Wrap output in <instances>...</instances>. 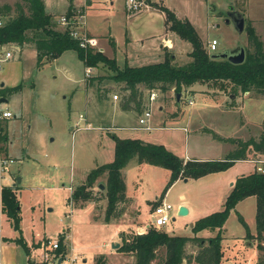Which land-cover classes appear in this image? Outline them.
<instances>
[{
    "label": "rangeland",
    "instance_id": "1",
    "mask_svg": "<svg viewBox=\"0 0 264 264\" xmlns=\"http://www.w3.org/2000/svg\"><path fill=\"white\" fill-rule=\"evenodd\" d=\"M2 1L13 3L15 0ZM228 1L230 0H208L209 16L212 14L209 21L206 19L207 16H203V19L196 17L193 20L199 30V36L204 39L207 45L208 41L215 37L219 42L216 51L233 48L238 43H241L246 49L249 47V43L245 27L248 22L252 24L254 22L256 33L263 41L264 50V0H248L249 4L242 6L245 23L241 32L237 31L233 22L226 23L224 20L227 10L231 8V6H227ZM79 2V0H44V8L45 11L52 14L57 24L58 17L67 12L69 5H78ZM238 3L242 4V1L238 0ZM94 9V13L99 15V18L98 16L90 17L91 22L89 23L94 24L96 32H102L108 28L107 21H104L108 19L111 33H115L117 36L120 35V37L123 35L124 25L120 18L123 14L121 1L119 3L116 0L115 6L111 8L107 0H97ZM204 9L207 10V8ZM143 18L138 19L136 24L144 25L145 20ZM85 20L87 21V17ZM150 22L158 30L164 27V20L160 16L159 18L150 19ZM77 26V29H79V24ZM57 27L61 28L58 25ZM178 40L185 48H191V44L187 40L181 38H178ZM100 44L101 42H98L95 47L97 48ZM176 49L181 50L180 47H173L172 51ZM190 58L189 54L179 52L174 62L185 64ZM14 59H17L15 61L20 64L19 71L24 76L25 89L13 98L11 107L16 117L14 118L13 114L7 120L9 128L3 126L0 128V133L3 136L8 135L9 140L12 141L11 150L16 157L15 160L12 158L14 163L9 167V180L7 182L14 184L10 181L11 175L15 176V180H17V177L21 178V183L16 188V194L20 201L21 217L19 226L22 237L30 239L32 234L38 233L42 238L44 235L46 236L43 239L49 238L58 241L63 229L70 226V232L73 233L81 228L92 234L93 239L88 244L93 251H89L83 258L76 252L79 256L75 264H123L122 261L125 262L126 260L123 258L121 260L118 255H110V253L115 254L116 249H113L109 243L106 245L107 252H110L108 259L104 257L105 254H99L96 251L99 249V247L96 248L97 242L101 243L100 238L104 234L103 229L97 226L105 224L104 215L107 206L104 192L105 176L99 178L93 187L94 197L97 201H89L85 204L91 202V206H94L91 214L81 209L73 210L70 219L66 218L65 214L70 212L69 205L76 206L72 203L67 204L71 194L69 187L72 186L73 190L85 179L91 169L110 161V148H112L110 127L113 128L114 124L118 123L126 124V127L118 128L116 131L119 135L125 134L128 136L132 134V130H135L134 127L129 126H135L138 123V117L144 110L139 114L136 111L120 112V110L114 112V114L110 113V101L114 100L112 94L117 92L119 94L117 101H113L118 107L119 102L126 93L121 89L122 83L109 78L108 75L112 71L102 63L97 66L88 65L92 67V71L90 76H87L85 74L86 66L77 56L75 50L66 51L57 58L43 57L41 61H38L36 51L29 48L24 50L21 57L18 58V55H15ZM156 60L160 59L150 55L147 59L142 58L136 61L147 63ZM4 66L5 64H3ZM3 70L0 69V71ZM91 77L94 79L90 82ZM220 84L212 81L195 83L194 88L197 91L183 90L178 105L176 104L174 89L171 88L165 93L159 92L158 97L150 105L149 123L154 125V128L150 131L139 129L137 130L138 135L142 137L143 132H149V134H143L148 141L164 142L169 150H173L182 156L185 154L186 146L194 150L196 155H204L206 148H209L213 142L220 145V149L217 151L219 155H223L229 150L231 146L229 141H217L211 132L202 131L205 127H210L222 136L242 139L257 138L260 132H264V96L258 94L256 96L253 91H250L248 92L250 95L243 97V95H240L243 92L240 91L237 92V95L233 94L228 82L224 83L225 86ZM222 90L225 96L222 100L216 99L220 98L222 94L220 91ZM84 95L86 103H94L95 119L94 123H90L88 127L86 119L80 118L86 106L83 100ZM98 95L102 98H99ZM188 98L192 99V103H188ZM102 105H108L106 106V112L109 114L104 112ZM180 114H182V118H172ZM3 122L5 125L6 120H3ZM162 125L164 128L158 127ZM182 127H187L188 130L185 131ZM2 153L0 152V155H5ZM24 153H27L28 157L23 156ZM217 153L206 155H217ZM248 154L251 159L253 157L255 159L260 156L264 157V154L259 153ZM134 163L135 161H131L128 165L131 168L128 169L129 172L126 176L127 193L133 197L135 195V199L141 191L151 199L158 194L159 198L151 201L149 205V210H153L160 202V198L163 197L161 192L169 179V173L165 168L158 165H146V169L134 170L132 169L135 167ZM250 164L253 165V163ZM208 180L192 181L187 190L189 196L197 200L200 194H204V189L199 188V186ZM99 182L103 188L97 185ZM180 190H182L181 183L176 184L166 193V200L173 204V212ZM224 196L226 197L225 193L223 194L219 190L211 202H209L210 200L203 201L201 216L221 210L224 204L221 199ZM126 205L127 202H120L119 208ZM238 209L253 229L255 209L252 201H245ZM133 211L134 209L130 208L129 216L133 215ZM129 216H123V218L126 217V222ZM89 218L91 221L100 224L94 226L90 222L91 225H89ZM1 220L0 257L3 259V263L30 264L33 262L34 264L35 261V264H41L40 255L37 254L36 250L29 251V254H27L23 247L14 241L19 233L13 227L12 221H6L4 217ZM181 220H184V218H172L170 222L161 228L166 229L171 234H194L189 225L190 222L187 223ZM150 222H153V218ZM225 227H227V231H225L227 235H238L245 230L238 220V213L233 209L225 221ZM127 229H122L121 233L130 235L138 231L129 226ZM216 232L217 229L208 228L202 229L196 234L208 237V235H213ZM116 240L120 245L122 240L119 237ZM197 249L198 246L190 242L186 244L185 251L186 254H191L195 253ZM162 250L159 253H162ZM239 254H234L226 249L225 264H246L251 254L247 251H241ZM261 254L262 251L258 250L257 256L251 258L253 264H258L257 260ZM68 256H71V254H68ZM84 258L86 259L85 262L82 261ZM28 260H30V263ZM132 262L129 260L126 264ZM154 264L161 263L156 261ZM183 264L188 263L183 260ZM191 264L195 263L191 262Z\"/></svg>",
    "mask_w": 264,
    "mask_h": 264
},
{
    "label": "trees",
    "instance_id": "2",
    "mask_svg": "<svg viewBox=\"0 0 264 264\" xmlns=\"http://www.w3.org/2000/svg\"><path fill=\"white\" fill-rule=\"evenodd\" d=\"M164 11L167 29L175 32L183 40L191 44L187 52L190 60L185 64H176L171 52L165 59L153 61L148 64L130 66L125 64L120 67L116 59L107 56L96 47L87 48L79 46L78 40L69 34V28H56V21L52 14L44 8V0H15L13 3H3L0 11L7 15L6 22L0 27V43L32 42L37 50V59L43 57L55 58L64 50L73 49L85 66L105 64L112 73L108 75L115 82L122 83L121 89L126 93L121 100L123 109L142 112L145 108V94L152 88L161 92H174L188 90L187 87L194 83L208 81L219 82L225 86L230 84L233 94L237 92L253 91L257 96H264V50L263 41L251 22L246 24L249 47L245 49L246 58L242 63L233 64L225 58H215L210 53L207 43L199 36L195 26L189 19H181L170 7L159 5ZM73 13L72 4L66 12ZM114 43V42H112ZM208 48V49H207ZM101 78V77H99ZM90 78V82L93 81ZM20 85L5 88V90L18 89ZM2 89V88H1ZM147 91V92H145ZM99 98L100 95H98ZM114 143V159L111 162L91 169L85 180L74 187L67 203L83 207L89 201H97L94 197L93 187L97 180L105 176V197L107 206L104 221L122 213L123 207L119 203L126 201L125 177L122 169L131 161L145 162L161 166L169 171V179L161 192L163 196L172 183L180 177H201L209 172L223 171L241 158H251V154H264V132L257 138L248 137L238 139L233 137H219L234 144L222 159L215 158H188L185 160L174 151L169 150L164 144L146 142L138 137L110 136ZM254 158V157H253ZM252 158V159H253ZM100 185V182L97 183ZM16 187L5 186L2 191L3 213H5L19 236L14 241L23 247L28 254L30 249L21 235L20 204L16 195ZM247 196L256 198L255 226L256 234L251 235L244 217L238 213V220L246 228L248 238L256 239V244L262 254L258 264H264V171L254 170L239 176L229 194L226 196L221 210L208 213L206 216L196 218L191 228L192 235L171 234L161 227L150 226L146 232L126 235L121 233V242L116 249L118 252L134 256L133 264H225L226 245L223 243V225L230 211L236 203ZM217 229V232L208 237L197 235L202 229ZM63 235L58 238V248L55 253L65 255ZM193 243L198 246L195 253L186 254V244ZM39 247V243L37 244ZM163 249V250H162ZM163 251L162 253L159 251ZM229 264V263H227Z\"/></svg>",
    "mask_w": 264,
    "mask_h": 264
},
{
    "label": "crops",
    "instance_id": "3",
    "mask_svg": "<svg viewBox=\"0 0 264 264\" xmlns=\"http://www.w3.org/2000/svg\"><path fill=\"white\" fill-rule=\"evenodd\" d=\"M96 1L97 0H86L85 16L87 17V21L85 22V24L82 28H84V31L89 36L96 38L97 44H98V42L99 43L101 42V44L98 46L101 48L100 51H103L109 57L115 58L117 65L120 67L124 66L125 64H128L130 66H134V65H143V64L151 63L153 61L147 62V63H143V62L140 63V62L136 61L137 59H142V58L147 59L150 57V55H153V57H157L158 59H160V60H156V61H161V60L165 59L167 53H169V52H171L173 58L175 59V57L178 56L179 52L180 53L181 52L187 53L188 51L191 50V48H188V47L185 48L179 42L178 38L180 39V37L175 32H173L170 29H167L165 14H164V11L160 9L159 5L162 4V5H165L167 7H170L171 9H173L178 18L189 19L193 23V25L195 26L197 32L199 30L193 21L194 18L200 17L201 19H203V16L204 17L207 16L206 19H207V21H209V17L212 16V14H211V16H209V13H208V10H209L208 9V5H209L208 0H145L147 2L146 7H144L143 9H141L138 12H134L133 14H129L128 11L126 10L124 0H118L119 3H120V1L122 2V6H123V14L120 18H121V21L123 22L124 29H123V35L120 37V35L117 36V34L111 33V29H109L108 19L104 20V21H107V23H108L107 27L108 28L102 32H96V30L94 28V24L89 23V22H91L89 20L90 17L93 18V17L98 16V18H99V15H96L94 13ZM115 1L116 0H107V3L110 4L111 8H113L115 6ZM241 1H242V4H239L238 0H230V1H228L227 6H231V8L236 9V10L238 9L239 11L244 13L242 10V6L248 5L249 1L248 0H241ZM3 3H5V2L0 0V5H2ZM204 8H207V10H205ZM201 11H203L202 14H201ZM47 13H49V12H47ZM110 16H112V14H110ZM159 16L162 20H164V27H162L160 30H158V28L156 29V27H153L152 23L150 22V19H153L154 17L159 18ZM140 18H143V20H145L144 25H137L136 24L137 23L136 21ZM57 25L60 26L61 28H58ZM252 25L255 28L254 22ZM56 28L64 29L65 26L63 27L57 23ZM255 30H256V28H255ZM99 40H101V41H99ZM112 42H114V43H112ZM173 47H175V48L180 47L181 50L176 49V50L172 51ZM29 48H33L36 51V57H37V50H36V48L32 42H23L22 44L17 43V42L0 43V58L4 55L5 51L11 50V52H12L11 57L6 58L4 60H0V69L1 70L4 69L3 71H0V113L3 111H6V109H8V111H11L12 114H14V118L16 117V114L14 113L13 108L11 107V105H13V98H15L16 94L23 92L25 89V87H24L25 86L24 76H22V73H20V71H19L20 64H19V62L15 61L17 59H14V58H15V55L16 56L18 55V58L21 57L23 55L24 50L25 49L28 50ZM72 50L73 49L64 50L61 54H64L66 51H72ZM57 57H55V58H57ZM1 63L5 64V66L3 67V64L1 65ZM82 63H83V61H82ZM194 84L188 86L187 89L189 91L195 90ZM16 85H20V87L18 89H15V90H5V88L9 89L10 87H14ZM33 85H34V83H33ZM195 91H197V90H195ZM222 92H223V90L220 91V93H222ZM194 93H199V92H194ZM146 94H145V96H146ZM248 94L250 95V93L244 92L243 94H240V95H243V97H244V96H248ZM224 96H225V94L222 93L220 95V98H216V99L222 100ZM236 97H238V96H236ZM85 99L86 98L84 95V97H83L84 102H85ZM113 101L116 102L117 100H113ZM113 101H110V111H111L110 113H112V114H114V112H116L118 110H120V112H135L136 111V110H131V109L126 110V109L121 108L120 107L121 101L119 102L118 107H117L116 103L114 104ZM231 102L233 103L234 101H231ZM178 103L179 102H176L177 105H178ZM85 105H86L85 111H84L83 115H81V116L86 119L88 124L94 123V119H95L94 111H93L94 103H92V102L86 103L85 102ZM231 105L233 106V104H231ZM106 106H108V105H102L101 106L102 108H104L105 113H107L106 112L107 111ZM159 107L162 108L161 105H159ZM136 112L139 114L138 111H136ZM107 114H109V113H107ZM172 118H175V119L182 118V114L174 116ZM8 119L9 118L0 117V128H2L3 126H6L7 129L9 128V122L7 121ZM3 120H6L5 125H4ZM150 125L152 126L151 129L143 128L138 123L135 126H129V127H134L135 130H132V132H131L132 134L127 136L125 134L119 135V134H117V131H116V129H118V128L126 127V124H123V125L119 124V123L114 124L113 128L110 127V136H111V134H116L119 137H129V138L138 137V138H140L146 142H150L143 135V134H149V132H143L141 134L142 135V137H141L138 135V131H137L139 129H142L145 131L146 130L150 131L154 128V125H152V124H150ZM158 127L164 128L163 125L158 126ZM182 128L183 129L186 128V130L184 129L185 131L188 130L187 127H182ZM202 131L211 132L213 134V137L217 141H221V142H223V140L217 139L216 135L221 137V138L228 137V136H224V135L222 136V135L216 133L210 127H205L202 129ZM110 139L112 140V148H110V161L109 162H111L114 159V146H115L113 139L111 137H110ZM238 139H240V138H238ZM243 139H246V138H243ZM224 141H226V140H224ZM157 143H162L165 145L164 142H157ZM216 143L217 142H213L209 148H206L204 155L210 154V153H217V151L220 149V145H217ZM230 144H231V146H230L229 150H227L223 155H219L218 153H217V155H206V156H204L203 154L196 155L194 150H191L189 146L188 147L186 146L185 154L183 156L182 155H179V156L184 158L185 160H188V158L222 159L223 156H225L230 150H232L234 148V144L231 142H230ZM11 145H12V141L9 140L8 135L3 136L2 133H0V152L1 153L3 152L2 154H5L3 156L8 157V158H13L15 160L16 157L14 155V152H12V150H11V147H10ZM165 146L168 148L167 145H165ZM259 154H261V153H259ZM23 156L28 157V154L24 153ZM13 163H14V161H13ZM13 163H11V164H13ZM250 163H253V165L251 166ZM10 165H9V167H10ZM128 165H130V163ZM128 165L122 169L123 177H125V184H126V188H125L126 201H124V202L125 203L127 202V205L125 207H123L122 213L117 217L111 218L109 222L104 221L105 224L96 223L95 221L93 222L89 218V225H91V223L94 226H97V224H100L97 227L103 229L104 234L100 238L101 243H99V241L97 242L96 248L99 247V249H97L96 251L99 254H105L106 255V256H104L105 258L109 257L108 254L110 253V252H107L108 250L106 248V245L108 243L111 244V247L113 249H117V248H114L112 245L118 243V241L116 240L118 237L121 240V230L122 229L128 230L127 227L129 226L132 229H137L138 230L137 233L138 232L142 233V232L147 231L146 226L148 223H150V221L153 218V216H152L153 211L149 210L150 202L155 201V199L159 198V195L157 194V195H155V198L151 199V198L147 197L148 195L143 194V191H141L140 195L137 196V198L135 199V195L133 197L127 193L128 192V190H127L128 185H127V177L126 176L129 172L128 169L131 168V167H128ZM134 165H135V167L132 166V167H134L132 169L142 170L145 167H147L146 165H151V164H148L145 162L139 163L136 161L134 163ZM9 167H8V174H7V177L5 179L6 186H14V187L18 188L19 184L21 183V178L17 177V180H15V176L11 175L12 178L10 179V181L13 182L14 184L7 182L9 180V178H8ZM258 167H260V169ZM254 170L264 171V157L260 156L258 159L241 158L240 160H236L231 166L224 169L223 171L209 172V173H206V175L201 176V177H197V178L190 177V176L189 177H180V178L176 179L172 183V185L166 190L163 197L160 198V201H162V200L167 201L166 200L167 191H169L176 184L181 183L182 190H180L178 192V195H177L178 201L176 202V211L178 210V208L181 204H184L187 207L188 214H186V215L176 214L173 219H175L176 217H179L180 219L184 218V220H181V221H186L187 223L188 222L193 223V221L196 218H198L199 216L201 217V213H202L201 207L203 206L202 205L203 201L207 202L208 200H210L209 202H211L213 197L218 194L219 190L222 191L223 194L225 193V195L227 196L229 194V191H230L231 187L233 186L235 180L239 176H241L242 174L249 173V172L254 171ZM168 173H169V171H168ZM168 176H169V174H168ZM18 178H19V180H18ZM206 178H208L210 180H208ZM204 179H206L208 181L199 186V188L204 189V194H200V197L198 196V199L195 200V198H192L191 196H189V194L187 193V190L189 189V186L191 185L192 181H195V182L206 181ZM81 183H79V184H81ZM71 187H69V189L72 192ZM15 191L17 193V189ZM225 198L226 197L224 196V198L221 199V202L224 203ZM17 199H18V196H17ZM18 201H19V199H18ZM245 201H252V203L254 204V209H255L256 198L254 196H247V197L243 198L242 200H240L236 203L234 208H232L233 210H235V212L241 214L243 217H244L243 213H241L240 209H238V208ZM91 202H93V201H91ZM91 202H90V204L88 203L87 205H84L83 207H77V206L69 205L70 212L65 214V217L70 219V217L72 216L73 210L75 211V210H80V209L83 210L84 212L91 214L92 207L94 209V206H91L92 205ZM19 204H20V201H19ZM67 204H69V203H67ZM130 208L134 209L133 215L131 214L132 216H129V214H128L130 211ZM255 214H256V209H255ZM126 215L129 216L127 218V220H128L127 222H126V217L123 218V216H126ZM2 217H4L6 221H10L8 219L7 215L5 213H3V209H2V212L0 213V232H1V223H2L1 218ZM20 217H21V214H20ZM244 219H245V217H244ZM245 221H246V219H245ZM108 223H110V224L107 226ZM246 224H247V226H249L247 221H246ZM244 229L245 230L242 231L241 234L227 235V234H225V231H227V227H225V223H224L223 231H222V235L224 237L223 243L226 245V249L230 250L234 254L240 255L239 253L241 251L242 252L247 251V253H250L251 256L248 258L246 264H253V261L251 258L253 256H257L259 249L257 247V244L255 243L256 239L248 238L247 233H246V228L244 227ZM70 230H71V227L69 226L68 228L63 229L62 233H60V235H59V236L63 235V238H64L63 245H64V250H65V255H68V254H71V255L76 254L77 255V253H79L80 256L83 258L87 255V253L89 251H93L92 249H90V245L88 244L93 239L92 234H89V232H86V231L82 230L81 228H79V230H76L73 233L70 232ZM249 232L251 235L256 234L255 218H254V228L252 229V227L249 226ZM44 237H46V236L44 235L43 238ZM41 238H42V236L39 235L38 233H36L35 235L32 234L30 239H26V237H25L24 240L28 244L30 251L36 250L37 254H39L41 252V250L37 244L39 243ZM110 255H118L119 257H121V260H122V258L124 260H126L125 262L122 261L123 264H126V262H128L129 260L134 262V256L131 254H126L124 252L120 253L117 250H115V254L110 253ZM1 260L3 261L2 258H1ZM29 261L30 260H28V262ZM82 261L85 262L86 259L84 258ZM133 262L131 264H133ZM30 264H33V262H31ZM34 264H35V261H34Z\"/></svg>",
    "mask_w": 264,
    "mask_h": 264
},
{
    "label": "built area",
    "instance_id": "4",
    "mask_svg": "<svg viewBox=\"0 0 264 264\" xmlns=\"http://www.w3.org/2000/svg\"><path fill=\"white\" fill-rule=\"evenodd\" d=\"M78 5H73L72 10L73 13L67 15L66 13L61 14L58 17L57 22L59 24L65 25L69 28V34L78 40L79 46L87 48L88 46L95 47L97 45V40L95 37L89 36L82 28L86 22L85 20V7H86V0H79ZM126 10L129 14H133L134 12H138L144 7H146L147 2L145 0H124ZM7 15H4L0 11V27L3 26L6 22ZM77 24H79V29H77ZM218 40L216 38H212L208 41V48L210 52H214L217 49ZM98 50H101L100 47H97ZM12 56L11 50L5 51L4 55L0 58V60H4ZM92 71L91 66L85 67V74L90 76ZM159 92V89L152 88V90L148 91L145 96V109L138 117V124L146 129H151L152 126L149 124V118L151 116V103L155 100ZM114 100L119 98V94L114 93L112 94ZM188 103H192V99L188 98ZM13 114L11 111H3L0 113V117L10 118ZM80 118H83L80 115ZM90 124H87V127ZM186 130V128H184ZM12 158H8L5 156L0 155V213L3 209V199H2V191L3 188L6 186L5 179L8 173V167L11 163H13ZM260 169V167H258ZM173 204L167 202L165 200L160 201L152 210L153 222L147 224V228L150 226L154 227H162L166 225L168 222L172 220V218L178 214L176 211V206L174 208V212L172 211ZM59 241L55 239H43L41 238L39 241V248L41 252L40 255V262L41 264H75L78 260V256L73 254L71 256L68 255H60L55 253V249L58 248ZM0 264H4L0 257Z\"/></svg>",
    "mask_w": 264,
    "mask_h": 264
},
{
    "label": "water",
    "instance_id": "5",
    "mask_svg": "<svg viewBox=\"0 0 264 264\" xmlns=\"http://www.w3.org/2000/svg\"><path fill=\"white\" fill-rule=\"evenodd\" d=\"M224 20L226 23L233 22L235 28L237 31L241 32L244 27L245 23V17L243 16V13L239 11L238 9L230 8L226 12V16L224 17ZM212 56L215 58H225L228 61H230L233 64L242 63L246 58V52L245 48L241 43H238L237 46L230 48V49H222L221 51H214L211 52ZM2 84V83H1ZM181 97L180 92H176L175 94V100L179 102V98ZM19 180V178H18ZM101 188H103L102 185H100ZM178 214L179 215H186L188 214L187 207L184 204H181L178 208ZM174 218V217H173ZM192 223H190L191 225ZM114 248H118L119 244H113Z\"/></svg>",
    "mask_w": 264,
    "mask_h": 264
}]
</instances>
